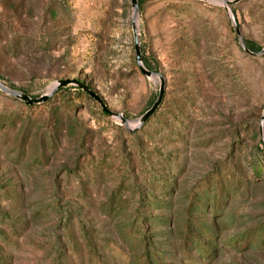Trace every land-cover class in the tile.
Returning a JSON list of instances; mask_svg holds the SVG:
<instances>
[{
    "label": "rangeland",
    "instance_id": "obj_1",
    "mask_svg": "<svg viewBox=\"0 0 264 264\" xmlns=\"http://www.w3.org/2000/svg\"><path fill=\"white\" fill-rule=\"evenodd\" d=\"M133 17L132 0H0L3 85L78 79L127 121L72 86L36 106L0 90V264H264V0H141L167 87L142 126L160 80Z\"/></svg>",
    "mask_w": 264,
    "mask_h": 264
},
{
    "label": "water",
    "instance_id": "obj_2",
    "mask_svg": "<svg viewBox=\"0 0 264 264\" xmlns=\"http://www.w3.org/2000/svg\"><path fill=\"white\" fill-rule=\"evenodd\" d=\"M223 4H225L227 7H233L245 0H219ZM132 7L134 10V17H133V33H134V42H135V52H136V60L138 67L141 71V73L149 78V79H159L160 80V91H159V96L156 102L153 104V106L142 116L140 119V124L145 125L161 108L163 101L166 96V82L163 76L159 73L153 72L148 70L143 62V57H142V52H141V47H140V42H139V31H138V16H139V0H132ZM237 33H239V29L237 28ZM242 45L245 49V51L248 54L251 55H256L255 53L251 52L245 45L244 41L242 40ZM264 53V52H263ZM262 53V54H263ZM76 87L80 89L82 92H84L86 95H88L93 101L98 103L100 107L102 108V111L107 114L108 116L116 119H120L124 124H127L126 119L123 118L121 114H117L109 109V107L105 104V102L102 100V98L97 94L94 90H92L86 83L78 80V79H65L59 81L53 89H51L50 93L42 96L40 98H32L29 95L18 92L15 90H11L5 85H3L0 81V90L5 93L8 96H12L15 99H18L25 104L29 106H36V105H43L45 104L53 95L59 91L60 89L66 88V87ZM264 120V117H263Z\"/></svg>",
    "mask_w": 264,
    "mask_h": 264
},
{
    "label": "trees",
    "instance_id": "obj_3",
    "mask_svg": "<svg viewBox=\"0 0 264 264\" xmlns=\"http://www.w3.org/2000/svg\"><path fill=\"white\" fill-rule=\"evenodd\" d=\"M139 3H141V0H139ZM245 43H246V46H247V48L251 51V52H253V53H257V52H259L261 49H260V47L258 46V45H256V44H254V43H251V42H249V41H245ZM146 67L148 68V66L146 65ZM149 70H150V68H148ZM2 80V78L0 77V81ZM85 83V82H84ZM90 87V86H89ZM91 88V87H90ZM72 89L73 90H75L76 92H77V95L78 96H83V97H87L89 100H91V98L88 96V95H86L84 92H82L80 89H78V88H76V87H72ZM92 89V88H91ZM93 90V89H92ZM153 106V105H152ZM261 174L262 173H260V171H258V175H257V177H261ZM218 205V204H217ZM217 209H218V206H217Z\"/></svg>",
    "mask_w": 264,
    "mask_h": 264
},
{
    "label": "bare ground",
    "instance_id": "obj_4",
    "mask_svg": "<svg viewBox=\"0 0 264 264\" xmlns=\"http://www.w3.org/2000/svg\"><path fill=\"white\" fill-rule=\"evenodd\" d=\"M55 87V85L52 87V89Z\"/></svg>",
    "mask_w": 264,
    "mask_h": 264
}]
</instances>
